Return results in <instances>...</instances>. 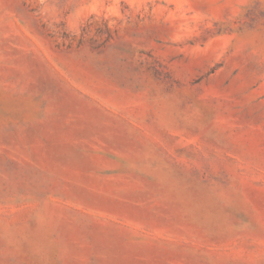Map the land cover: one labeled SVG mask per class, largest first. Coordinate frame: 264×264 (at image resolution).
Returning <instances> with one entry per match:
<instances>
[{"label":"rangeland","instance_id":"374dc122","mask_svg":"<svg viewBox=\"0 0 264 264\" xmlns=\"http://www.w3.org/2000/svg\"><path fill=\"white\" fill-rule=\"evenodd\" d=\"M0 264H264V0H0Z\"/></svg>","mask_w":264,"mask_h":264}]
</instances>
